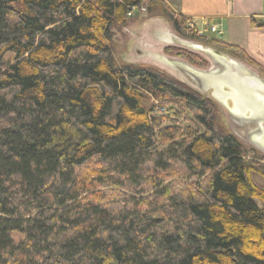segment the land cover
Returning <instances> with one entry per match:
<instances>
[{
  "label": "trees",
  "instance_id": "16d2710c",
  "mask_svg": "<svg viewBox=\"0 0 264 264\" xmlns=\"http://www.w3.org/2000/svg\"><path fill=\"white\" fill-rule=\"evenodd\" d=\"M133 8L207 40L163 0H0V264H264V157L213 101L116 58Z\"/></svg>",
  "mask_w": 264,
  "mask_h": 264
},
{
  "label": "rangeland",
  "instance_id": "374dc122",
  "mask_svg": "<svg viewBox=\"0 0 264 264\" xmlns=\"http://www.w3.org/2000/svg\"><path fill=\"white\" fill-rule=\"evenodd\" d=\"M129 17L130 18L127 26L117 29L114 36L115 55L116 58L120 60H123V54H127L129 51L131 38H133V35L135 37V34L137 33L135 32V30L137 29V25L141 26L140 24H144L145 21L154 18H163L167 20L165 17H162L160 15H147V12L145 10L137 8H133L132 13ZM205 25L206 28L208 27V29L211 30L212 26H209L207 24ZM177 35L179 34L177 33ZM179 36L181 37V39H183L185 42H188L189 44L181 45L179 43L174 44L169 42L166 46H160L158 48H155V46H157V44L155 43L156 41L153 43H149L147 42V37H137L140 40L136 46H138L139 48H142L141 45L148 46L147 48H149V53L150 50H152L151 47H153L152 52L148 55L154 56L155 54H157L158 56L156 55L155 58L153 56H149L152 60V64L131 63L125 60L123 61L130 64L154 66L160 69L161 71L166 72L170 76L176 78L177 80L185 83L191 89L197 91L203 98L210 99L211 101H213L218 108L220 124L224 128V130L234 135L247 150L254 151L256 154H258V156L264 157V148L258 141L260 139H264V111L262 112V114H257V112L255 111L256 109L251 110L252 108L249 105L250 103L248 101H242L239 105L236 106L228 104V102L226 101L227 98L223 97V94H225L227 90L223 89L218 91L216 87L217 83H215V86L211 83L209 84L206 78L203 77L210 73L213 74V71L216 72L215 75H219L227 70L225 69V66L222 63L215 62L212 57L206 54L205 52L195 50V48H193V45L195 44H201L207 47L215 48L209 43L211 38L206 37L207 40L201 42L192 38L183 37L181 35ZM128 37L130 42L127 48L125 44L128 40ZM123 40L124 42H122ZM215 49L219 50L218 48ZM132 53L133 57L141 58V55H138L135 50ZM227 54H229L231 58H233L239 64L244 66L245 70H247V74H242V72H240L239 76L241 80L239 84H241V87L243 86V88H247V90H251L253 93H255L256 91L257 93L255 95L253 94V97L255 98L250 97L249 100L255 99L254 101L258 105H261L260 101L264 102V74L259 70V68L247 64L240 58L230 53ZM251 78L258 79L260 83H258V81L256 80V84H253L251 82ZM244 91L247 92L246 90ZM220 94L223 98L219 97ZM256 96H260L262 100H260V98L258 99ZM241 99L244 100V96H242ZM146 104L154 108V112L156 115L164 116L166 118V121H164V126L176 124L185 129L189 128L193 131L203 132V129L201 127L195 124H191L185 119V116L190 117L191 113L189 110H183L181 108V105L176 101L163 102L153 99L150 101H146ZM263 108L264 107H261L259 110H264ZM261 162L264 164L263 160ZM252 178L259 185H264V180L260 175L253 174Z\"/></svg>",
  "mask_w": 264,
  "mask_h": 264
},
{
  "label": "crops",
  "instance_id": "0c3cea01",
  "mask_svg": "<svg viewBox=\"0 0 264 264\" xmlns=\"http://www.w3.org/2000/svg\"><path fill=\"white\" fill-rule=\"evenodd\" d=\"M163 1L166 2L167 5L176 13L187 17L191 25L195 26L200 35L239 46L250 58L264 67V0ZM205 24L215 26L218 31L212 32L208 29V27H205ZM140 25L141 26H136V38L134 35L133 38L130 37L131 43L128 53L123 54L124 56L122 59L127 62L152 64L150 57L153 55L148 54L152 52L153 47H151L152 50H150V53L148 52V46L141 45L142 48H139L136 46L140 40L137 37L145 36L147 37V42L149 43L156 41L155 43L157 46H155V48L166 46L169 42L174 44L179 43L181 45L189 44L181 39V37L177 35L176 31L173 29V25L163 18L147 20L144 24ZM122 42H124V40ZM129 42L130 40L128 37L125 44L126 47L129 45ZM193 48H195V50L205 52L211 56L215 62L222 63L225 66V69L227 70L222 74L215 75L216 72L213 71V74L210 73L203 77L206 78L209 84L211 83L215 86V83H217L216 87L218 91L223 89L227 90V92L223 94V97L227 98L226 101L228 104L234 106L239 105L240 101L239 97L236 95V91L238 92L240 89L247 90V88H243V86L241 87V84H239L241 80L239 76L240 72H242V74H247V70H245L244 66L231 58L229 54L215 48L207 47L201 44H195L193 45ZM134 50L138 55H141V58L133 57L132 52H134ZM156 55L157 54L153 57L155 58ZM251 80H257L258 83H260L258 79L251 78ZM219 97L223 98L221 94ZM233 98L237 99L234 101ZM259 98L261 97L259 96L258 99Z\"/></svg>",
  "mask_w": 264,
  "mask_h": 264
},
{
  "label": "bare ground",
  "instance_id": "6f19581e",
  "mask_svg": "<svg viewBox=\"0 0 264 264\" xmlns=\"http://www.w3.org/2000/svg\"><path fill=\"white\" fill-rule=\"evenodd\" d=\"M251 82L253 83V84H256V80H251ZM233 100H235V99H233ZM240 100H242L241 98H240ZM239 100V101H240ZM250 104V106H251V110H255L256 112H257V114H262V112L264 111V110H259L261 107H264V102L263 101H260L261 102V105H258L254 100H249V99H246ZM258 100V99H257ZM260 100H262V98H260ZM235 103V102H234ZM264 109V108H263ZM261 116V115H260ZM259 141V143L261 144V146H263V148H264V139H260V140H258Z\"/></svg>",
  "mask_w": 264,
  "mask_h": 264
},
{
  "label": "water",
  "instance_id": "95a60500",
  "mask_svg": "<svg viewBox=\"0 0 264 264\" xmlns=\"http://www.w3.org/2000/svg\"><path fill=\"white\" fill-rule=\"evenodd\" d=\"M246 90V89H245ZM247 92H245L244 90H239L238 92L236 91V95H237V97H239V100H240V98L242 97V96H244V100H241L240 102H242V101H244V102H247V100L246 99H249L250 97H252V98H255V97H253L257 92L255 91V93H253L251 90H246ZM252 92V93H251ZM254 94V95H253ZM257 98L259 97V96H256Z\"/></svg>",
  "mask_w": 264,
  "mask_h": 264
},
{
  "label": "built area",
  "instance_id": "2783aa9c",
  "mask_svg": "<svg viewBox=\"0 0 264 264\" xmlns=\"http://www.w3.org/2000/svg\"><path fill=\"white\" fill-rule=\"evenodd\" d=\"M142 10H145V9H142ZM130 15H131V14H130ZM211 31H212V32H217V28H216L215 26H212V27H211ZM162 109H164V108H162Z\"/></svg>",
  "mask_w": 264,
  "mask_h": 264
}]
</instances>
